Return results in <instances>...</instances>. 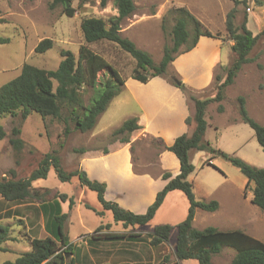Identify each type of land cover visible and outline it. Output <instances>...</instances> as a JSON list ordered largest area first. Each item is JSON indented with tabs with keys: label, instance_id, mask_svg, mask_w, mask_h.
<instances>
[{
	"label": "rangeland",
	"instance_id": "1",
	"mask_svg": "<svg viewBox=\"0 0 264 264\" xmlns=\"http://www.w3.org/2000/svg\"><path fill=\"white\" fill-rule=\"evenodd\" d=\"M48 2L49 0H0V86L16 77L24 63L54 69L61 59L62 49H69L77 56L82 44L102 56L116 69L123 79V85L121 91L112 98L106 110L98 117L96 125L86 132L75 130L73 122L68 121L69 132L64 134V119L68 115V111L64 108L59 118L45 117L43 119L35 111H30L27 117L22 119L20 110L15 115L1 116L0 125L5 131V136L0 139V180L3 177L9 178L10 169H14L15 178L27 176L37 166L45 152L54 151L60 159L61 166L69 171L80 167V160L86 155L100 154L104 149H107V152L120 149L122 143L112 139L111 132L124 120L137 117L139 122H143V127L132 132L130 141L125 144L131 154L130 172L133 175L119 172L120 177H117L114 169L111 172H103L99 167L93 171L90 168L88 173L82 169L90 179L99 181L94 174L102 175L105 179L102 182L106 185L105 196L110 199L111 196L114 197L116 203L126 202V205L134 208L140 204L145 205L160 185L157 177L164 170L160 168L158 155L165 151L161 149V145L167 144L161 136L145 130L146 118L134 94L141 95L142 100L154 111L159 105L161 106L160 115L155 114L153 123L155 127L167 126L176 129L180 122V106H177L179 108L176 111L168 109L167 103L172 99L169 93L162 92V85L169 91L172 89L178 92L188 106V116H192L194 104L188 94L191 93L196 97L212 96L215 74L223 76L224 70L233 60L230 49L232 41L228 39L225 31V18L227 12L234 6V0H133L135 10L122 20L121 34L131 39L139 48L146 50L155 62L161 58L163 45L169 42L167 32L162 29L161 24L163 17L172 7L185 6L206 29L218 34V38L201 36L198 45L201 52L203 49V52L209 51V54H214L210 65L205 63L203 66L199 57H196V60L188 58L182 61L187 54L194 52L195 49L192 48L177 54L166 74L150 78L146 83H140L131 78L134 61L114 43L106 40L88 44L84 42L80 29L81 19L84 17L107 18L116 15L117 8L114 0H107L104 6L100 5L99 0H73L75 12L71 17L63 14L60 6L49 9ZM236 8L234 19L236 24L246 15V26L253 34L264 29V0H245V2L239 0ZM170 24L167 21V27ZM43 38L53 40V45L43 53H37L34 48ZM2 40L6 41L1 42ZM248 56L251 60L242 65L234 81L224 89L223 99L219 102L212 101L207 105L204 138L214 150H222L256 167H264V149L257 143L253 130L241 120L237 111V97L242 95L245 98L249 116L264 125V34L259 37ZM171 75H175L184 83L189 92L183 93L181 89L174 86L170 80ZM111 77L109 69L103 68L96 75L94 87L82 86L81 97L84 105L91 101L96 89ZM194 85L199 86L193 87ZM218 104L223 106L222 112H218ZM14 127L19 128L18 137L23 141V147L19 153H16L8 140L13 136ZM189 127L193 129V123ZM78 148H83L84 151L77 152ZM204 153L190 152L189 158L194 165V170L188 175L187 180L192 184L197 200L215 199L218 202V208L215 211L197 208L193 226L197 229L208 226L219 230L240 229L264 243V210L250 201L252 184L246 186V178L240 171L213 153H209L210 156L212 155L210 159L212 165L204 163L207 159ZM119 159L121 160L117 162L121 163L126 160L124 156ZM106 160H113V158H106ZM166 165L165 168L174 169L172 163L168 162ZM100 170L102 173H99ZM148 177L153 179L152 182ZM32 186L39 188L46 200H51L59 193H65L73 198L71 207H68V200L61 201V206L63 212L67 213L64 231L69 240L75 242L79 255L90 248L101 251L97 256L102 257V252L124 251L127 247L133 248V253L125 250L126 259L133 264H176L173 252L177 235L175 225L184 219L188 209V201L181 190L169 191L154 217L147 223L124 227L121 222L114 221L110 210L102 208L94 190L80 185L77 176L61 181L54 168L50 167L47 176L33 181ZM44 190L49 192L45 193ZM37 202L35 199L9 202L0 197V219L5 217L3 220H7L6 224L13 228L15 235H24V220L20 219L16 213L28 215L33 212L32 214L36 217L39 215L35 207ZM8 207L10 211L1 213L3 208ZM100 210L103 212L101 215L96 213ZM7 216L9 218H6ZM161 224H169L173 228L169 241L157 246L148 244L146 236H141L142 240L138 238L122 241L102 239V243L88 242L91 237H98L97 233L105 232L100 230L94 233L99 225H108V230L119 232V234L126 230L133 234L136 230L152 231L154 227ZM43 235L44 233L41 236ZM94 241L96 240H92ZM19 249H22V246H19ZM222 250L216 261L219 264H228L235 250L231 247H223ZM17 255L19 254L0 251V263L14 260ZM65 257L68 259L71 254L68 253ZM182 264L198 263L195 259H187Z\"/></svg>",
	"mask_w": 264,
	"mask_h": 264
},
{
	"label": "trees",
	"instance_id": "2",
	"mask_svg": "<svg viewBox=\"0 0 264 264\" xmlns=\"http://www.w3.org/2000/svg\"><path fill=\"white\" fill-rule=\"evenodd\" d=\"M72 1L49 0L48 7L54 9L60 6L62 13L71 17L75 12ZM99 1L101 6L107 2V0ZM242 1L245 2V0ZM238 2L239 0H234V6L227 12L225 18V31L228 39L232 41L230 49L233 60L224 70L223 76L215 74L212 96L196 97L191 93L188 94L194 104L193 115L185 118L186 124L193 123L191 133H182L170 145H161V149L171 151L177 157L179 172L174 176H171L168 171L161 173V178L167 182L156 192L153 201L145 211L136 213L121 207L115 201L106 199L104 182L90 179L80 167L66 171L54 151L45 152L37 166L23 178H15L14 169H10L9 178L3 177L0 180V197L9 202L37 200L43 216L44 229L48 235L33 238L30 241L29 250L20 253L14 260H6L0 264H79V249L75 248V244L70 242L64 231L67 213L62 212L60 205L61 201L68 200V207H71L73 198L65 193H59L51 200H46L44 193L32 186L33 181L47 176L50 167L54 168L61 181L77 176L80 185L94 190L102 208L110 210L114 221L121 222L124 227L147 223L154 217L169 191L181 190L188 201V209L184 219L175 225L177 235L173 252L176 260L195 259L198 264H213L212 254L218 253L223 247H231L235 250V255L229 264H264V243L257 238L240 229L219 230L213 226L197 229L193 226L197 208L215 211L218 208V202L215 199L197 200L192 184L187 180L188 175L194 170V165L189 158L190 152L207 153L208 157L204 163L209 165H212L210 162L212 155L210 156L209 153H213L235 166L246 178V186L252 184L250 201L264 210V167H256L237 156L222 150H214L204 138L207 105L212 101L219 102L223 99L224 89L234 81L242 65L251 60L248 55L259 37L264 34V29L253 34L247 28L246 15L238 24L234 22ZM114 3L117 8L116 15L107 18L84 17L81 19L82 36L87 44L106 40L128 54L134 61L131 78L140 83H146L150 78L166 74L176 55L194 48L201 36L218 38L217 33L206 29L185 6L172 7L163 17L161 24L162 29L167 32L169 42L163 45L161 58L155 62L146 50L139 48L131 39L121 34L122 20L135 10L133 0H114ZM167 21L171 23L168 27ZM52 45L53 40L43 38L36 44L34 51L43 53ZM60 56L61 59L54 69L24 63L16 77L0 86V117L5 114L15 115L20 110L22 119H25L30 111H35L43 119L45 117L59 118L64 108L68 111L64 119V134L69 132L68 121L73 122V128L80 132L89 131L96 125L98 117L106 110L112 98L121 91L123 79L102 56L90 50L85 44L80 45L77 56L69 49H62ZM103 68H108L112 77L106 79L96 89L91 101L84 105L81 97L82 86L94 87L96 75ZM170 80L183 93L189 92L185 84L175 75H171ZM217 110L222 112L223 106L218 104ZM237 111L241 120L253 130L257 143L264 149V125L249 116L246 101L242 95L237 97ZM141 128L137 117L128 118L113 129L111 137L120 143H128L130 134ZM19 133V128L14 127L13 136L8 139L16 153H19L23 147V141L18 137ZM4 136L5 131L0 125V139ZM76 151L83 152L84 149L78 148ZM103 153H107V149H104ZM44 191L49 192V190ZM86 206L89 207V205ZM96 213L101 215L103 212L100 210ZM172 228L173 226L169 224L158 225L145 235L146 239L153 246L168 242ZM100 230L105 232L97 233ZM107 230L108 225H99L94 232L99 236L91 237L89 241L116 240L124 237L122 234ZM128 237L141 238L139 234H130ZM8 239L9 226L0 223V251L4 250L2 244ZM74 249L77 251L75 252ZM67 253L73 256L66 259Z\"/></svg>",
	"mask_w": 264,
	"mask_h": 264
},
{
	"label": "crops",
	"instance_id": "3",
	"mask_svg": "<svg viewBox=\"0 0 264 264\" xmlns=\"http://www.w3.org/2000/svg\"><path fill=\"white\" fill-rule=\"evenodd\" d=\"M202 37L199 38L196 46L194 47V49H195L194 52L187 54V56L182 58V61L186 60L188 58H189V60L190 59L196 60V57H199V59H201V62L203 63L202 64L203 66L205 65V63H209V65H210L212 58L214 57V54H209V51L203 52V49H202V52L199 50L198 45H199V42H200ZM205 39H209V38L205 37ZM188 84H189V82H188ZM197 86H199V85H197ZM197 86L194 85L193 87H197ZM161 88H162V92L169 93V97H170V99H172V101H168V103H167L168 109H170V110L175 109V111H176L177 108H179L177 106H180V108H179V110L181 112L180 113V122H179L178 127H176V129L174 127H172V129H171L167 126H164V127L160 126L159 128L155 127L153 125L154 119L156 116L160 115V112H162V110L160 109L161 106L159 105L154 111L149 107L148 103H146L145 101L142 100L143 97L141 95L134 94V97L138 101L139 105L141 106L140 110L143 111V113H142V111H140V112L143 115H145V118H146L145 130L147 132H152V133H155V134L161 136L163 138L164 142L167 145H170L178 135H180L182 133H191L192 128L189 127V125H187L184 122L185 117H187L189 115V109H188V106L186 105V102H184V100L179 96L178 92H175V90L173 91L172 89H170V91H169L163 85ZM156 90H158V89H156ZM152 111H153V113H152ZM155 114H156V116H155ZM139 115H140V113H139ZM138 123L143 127V122L141 123L138 121ZM125 144L126 143H122V147L120 149H117L114 151H109L107 153L93 154V155L89 154V155L82 157V159L80 160V167L85 169V171L87 173L89 172L88 170L90 168L93 171V170H96V167H99L101 170H103V172H106V171L111 172L112 169H114L117 177H120L119 172H122L125 175H129V174L133 175L130 172V170H131L130 167H132V165H131L132 163L130 161L131 160V154H130L129 148ZM170 152L171 151H168V150L162 151L158 155V162L160 164L161 169H163L164 171L170 172L171 176H174L179 172V161H178L177 157L172 152L171 153ZM202 152H204V151H202ZM204 154H205V158H207L208 154L207 153H204ZM173 155L175 156L176 159L174 158ZM122 156H124L126 158V160L123 163H121L120 161L117 162V160H121L119 158ZM106 158H108V159L113 158V160H106ZM169 159H172V160L170 161ZM168 162L172 163V165L174 166V169L165 168V167H167L166 164ZM101 170L99 171V173H102ZM94 176L98 177L99 181H101V182L104 179L102 175L98 176V175L94 174ZM135 177L136 176L134 175V178ZM148 178L152 182L153 179L151 177H148ZM158 179H159L160 185L157 188V190L152 193V195L150 196L148 201L145 203V205L140 204L137 208H134L133 206H130L128 204L126 205L125 204L126 202L119 203V204L123 208L128 209V210L133 211V212H136V213L144 212L145 209L147 208V206L153 201L156 192L159 189H161L163 187V185L167 182V180H164L161 178V174L158 175L157 180ZM105 198L112 200V201L116 200L112 196H111V199L106 197V196H105ZM29 203H32V202H29ZM60 205H61V202H60ZM35 207L37 208V211H39V215H37L36 217H35V214H32L33 212L28 213V215L25 213H23V214L19 213V212L16 213L17 216H20V219L24 220V223H25V227H24L25 231L23 232L24 235H20V234L15 235L13 232V228H11L10 225L6 224L7 220H3V219H5V217H2L1 218L2 220L0 219L1 224L9 226V239L4 241L2 244L4 247V250H3L4 252H14L15 254H20L21 252H25V251L30 249V241L33 238L39 237L43 233H44V235H48V233L44 229V221H43L42 213L40 212L39 202H37ZM9 209H10V207H8L6 209L3 208L1 213H4ZM61 209H62V206H61ZM62 212H63V210H62ZM8 214H10V213H8ZM6 218H9V216H7ZM107 231H110V230H107ZM19 232H20V230H19ZM37 232H38V235H37ZM110 232H114V231H110ZM121 232H123V231H121ZM135 232L136 233H133V234H139L140 236H145L148 232H151V231L143 232L140 230H136ZM243 232L248 234L246 231H243ZM117 233H119V232H117ZM127 233H129L128 230L124 231L122 233V235L124 237H122L120 239H116V240L122 241V240H132V238H134V239L138 238V237H128L131 233H129V234H127ZM248 235L253 237V235H251V234H248ZM138 239L142 240V238H138ZM104 240H106V239H104ZM107 241H114V240H107ZM70 242L73 243V241H71V240H70ZM88 242H90V241L88 240ZM147 242H148V240H147ZM90 243H102V240H96V241L90 242ZM148 244H150V243L148 242ZM19 246H22V249H19ZM151 246H153V245H151ZM75 248L77 249V247H75ZM76 249L74 250L75 252L77 251ZM153 249H155V248L153 247ZM125 250H130V252L132 251V253H133V248H127L126 247V248H124V251L119 250L118 252H116V250H115L114 252H111V253L108 251L102 252V257H101V256H97L101 253V251L91 250L90 248H87L86 249L87 252L83 251V254L78 256L79 257V264H133L132 261H130L129 259H126L127 252ZM222 251L223 250L221 249L218 253L211 255V261L213 264H219V263H217L216 258L218 257V254L222 253ZM119 253H121V255H117ZM137 253L139 254V252H137ZM234 255H235V251H233L232 258L234 257ZM71 256H73V255H71ZM75 258H76V255H75ZM135 258L138 260L137 256ZM152 259H153V257H152ZM133 260L135 262V259H133ZM186 260L187 259H185V260H176L175 259V263L176 264H182ZM214 261H216V263H214ZM230 261L228 262V264L230 263Z\"/></svg>",
	"mask_w": 264,
	"mask_h": 264
},
{
	"label": "water",
	"instance_id": "4",
	"mask_svg": "<svg viewBox=\"0 0 264 264\" xmlns=\"http://www.w3.org/2000/svg\"><path fill=\"white\" fill-rule=\"evenodd\" d=\"M68 254V253H67Z\"/></svg>",
	"mask_w": 264,
	"mask_h": 264
}]
</instances>
